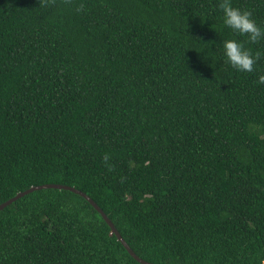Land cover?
<instances>
[{
	"label": "trees",
	"instance_id": "1",
	"mask_svg": "<svg viewBox=\"0 0 264 264\" xmlns=\"http://www.w3.org/2000/svg\"><path fill=\"white\" fill-rule=\"evenodd\" d=\"M220 2L0 0V205L69 186L146 262L264 264V40ZM230 2L264 27V0ZM0 264L141 263L86 198L45 188L0 211Z\"/></svg>",
	"mask_w": 264,
	"mask_h": 264
},
{
	"label": "clouds",
	"instance_id": "2",
	"mask_svg": "<svg viewBox=\"0 0 264 264\" xmlns=\"http://www.w3.org/2000/svg\"><path fill=\"white\" fill-rule=\"evenodd\" d=\"M219 7L223 13V25L231 32L246 37L250 44L264 40V27L257 24L250 11L233 6L230 0H221ZM220 46L224 61L237 72L252 73L256 70L259 56L246 47L243 40L225 39ZM257 84L264 85V75L259 76Z\"/></svg>",
	"mask_w": 264,
	"mask_h": 264
},
{
	"label": "water",
	"instance_id": "3",
	"mask_svg": "<svg viewBox=\"0 0 264 264\" xmlns=\"http://www.w3.org/2000/svg\"><path fill=\"white\" fill-rule=\"evenodd\" d=\"M45 188H56V189H65V190H69L71 192H74L76 194L81 195L82 197L86 198L97 210L98 212L102 215V217L104 218V220L107 222V224H109V226L112 228L113 233L117 236L118 240L125 246V248L128 250V252L130 253V255L132 257H134L139 263L141 264H152L149 262L144 261L142 258H140L131 248L130 246L127 244V242L123 239V237L121 236V234L119 233V231L116 229V227L114 226V224L112 223V221L109 219V217L104 213V211L85 193H83L80 190H77L73 187H69V186H62V185H44L41 187H34L31 188L30 190L20 193L16 198L4 203L3 205H0V211L3 210L4 208H6L8 205H10L11 203H13L14 201L22 198L23 196H26L34 191L37 190H41V189H45Z\"/></svg>",
	"mask_w": 264,
	"mask_h": 264
}]
</instances>
